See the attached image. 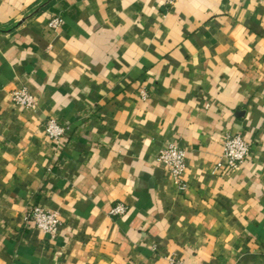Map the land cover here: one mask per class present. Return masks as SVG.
I'll use <instances>...</instances> for the list:
<instances>
[{
    "label": "crops",
    "instance_id": "obj_1",
    "mask_svg": "<svg viewBox=\"0 0 264 264\" xmlns=\"http://www.w3.org/2000/svg\"><path fill=\"white\" fill-rule=\"evenodd\" d=\"M230 133L251 155L215 172ZM170 143L186 189L158 160ZM171 257L264 264V0H0V264Z\"/></svg>",
    "mask_w": 264,
    "mask_h": 264
},
{
    "label": "built area",
    "instance_id": "obj_2",
    "mask_svg": "<svg viewBox=\"0 0 264 264\" xmlns=\"http://www.w3.org/2000/svg\"><path fill=\"white\" fill-rule=\"evenodd\" d=\"M177 0H166L167 3H174ZM61 19L56 17L50 21L52 28L60 25ZM13 101L20 106L34 108L36 100L33 94L27 88H19L12 91ZM144 99L147 98L148 92L142 91ZM48 136L54 140H60L66 132V129L57 120L50 119L46 124ZM225 161L216 164L215 172H226L228 170L239 168L244 164L251 155L252 144L240 134H227L223 143ZM158 160L164 164L174 180L179 184L181 189H186V183L183 181V174L187 167L186 150L176 143L168 144L158 155ZM127 207L118 203L112 208L113 214H124ZM27 218L33 221L36 226L54 237L58 233L61 224L59 215L56 211L48 210L43 206H35L27 214ZM173 264H185L183 261L174 257L170 258Z\"/></svg>",
    "mask_w": 264,
    "mask_h": 264
}]
</instances>
